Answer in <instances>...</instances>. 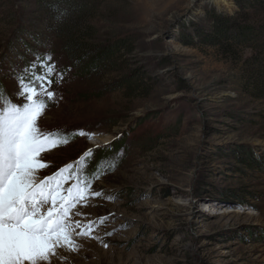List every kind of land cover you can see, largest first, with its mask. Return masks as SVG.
<instances>
[{
  "label": "rangeland",
  "instance_id": "obj_1",
  "mask_svg": "<svg viewBox=\"0 0 264 264\" xmlns=\"http://www.w3.org/2000/svg\"><path fill=\"white\" fill-rule=\"evenodd\" d=\"M80 1L97 40L136 41L111 73L84 75L66 58L40 0H0V84L11 94L10 67L33 54L56 66L38 124L69 142L41 155L40 176L89 149L87 174L100 176L102 196L73 217L92 235L74 236L79 251L52 264H264V168L237 158L264 160V100L240 89L241 61L205 43L214 13L235 14L234 1ZM139 70L144 89L112 88Z\"/></svg>",
  "mask_w": 264,
  "mask_h": 264
},
{
  "label": "snow or ice",
  "instance_id": "obj_2",
  "mask_svg": "<svg viewBox=\"0 0 264 264\" xmlns=\"http://www.w3.org/2000/svg\"><path fill=\"white\" fill-rule=\"evenodd\" d=\"M33 55L28 65L10 67L16 82L11 94L0 84V264H52L65 259L59 250L78 252L74 236H91L93 226L73 217L84 215L77 209L87 207L88 199L102 196L92 188L100 176L87 174L92 149L56 173L40 176L49 166L41 155L69 141L39 127L55 97L50 89L56 66L49 63L50 55Z\"/></svg>",
  "mask_w": 264,
  "mask_h": 264
},
{
  "label": "trees",
  "instance_id": "obj_3",
  "mask_svg": "<svg viewBox=\"0 0 264 264\" xmlns=\"http://www.w3.org/2000/svg\"><path fill=\"white\" fill-rule=\"evenodd\" d=\"M40 1L54 14L48 23L59 39L62 53L84 75L111 73L121 59L135 51L136 41L129 37L109 42L97 40L91 14L80 0ZM233 1L236 13L231 16L214 13V23L205 43L220 50L227 59L241 61L240 89L253 99L264 100V0ZM246 50L251 52L247 58L244 57ZM142 81L139 70L111 86L133 95L144 89ZM237 158L249 169L264 168V160L260 162L251 153L238 154Z\"/></svg>",
  "mask_w": 264,
  "mask_h": 264
}]
</instances>
